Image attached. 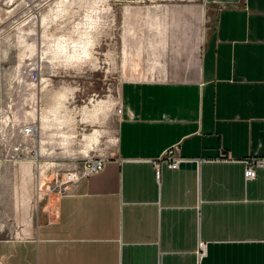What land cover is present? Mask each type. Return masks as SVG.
Instances as JSON below:
<instances>
[{
	"label": "crops",
	"instance_id": "obj_1",
	"mask_svg": "<svg viewBox=\"0 0 264 264\" xmlns=\"http://www.w3.org/2000/svg\"><path fill=\"white\" fill-rule=\"evenodd\" d=\"M205 4L194 76L121 84L112 155L0 239V264H264V167L243 176L264 158V0ZM172 146L189 161L156 176Z\"/></svg>",
	"mask_w": 264,
	"mask_h": 264
},
{
	"label": "rangeland",
	"instance_id": "obj_2",
	"mask_svg": "<svg viewBox=\"0 0 264 264\" xmlns=\"http://www.w3.org/2000/svg\"><path fill=\"white\" fill-rule=\"evenodd\" d=\"M205 2L0 0V239L31 233L61 175L112 155L121 84L194 76Z\"/></svg>",
	"mask_w": 264,
	"mask_h": 264
},
{
	"label": "built area",
	"instance_id": "obj_3",
	"mask_svg": "<svg viewBox=\"0 0 264 264\" xmlns=\"http://www.w3.org/2000/svg\"><path fill=\"white\" fill-rule=\"evenodd\" d=\"M118 114H121L119 110ZM20 134L23 136H31L32 131L30 125L21 127ZM107 158H102L98 160L91 161L88 166L83 168H77L71 172H66L61 175L59 181L51 186L52 189L57 190L59 196H65L72 193L74 187L78 182L85 179L86 177L96 174L103 168ZM229 158L224 157V155L219 156V160H228ZM189 161L179 156L177 146H172L165 150L156 160L154 161L155 173L158 176V169L160 164H165L168 169H176L179 164ZM243 176L245 180H251L254 177L255 170L257 168L264 167V158H250L249 160L243 161ZM205 250V245L201 242L197 243V248L195 252L196 260L203 256Z\"/></svg>",
	"mask_w": 264,
	"mask_h": 264
},
{
	"label": "bare ground",
	"instance_id": "obj_4",
	"mask_svg": "<svg viewBox=\"0 0 264 264\" xmlns=\"http://www.w3.org/2000/svg\"><path fill=\"white\" fill-rule=\"evenodd\" d=\"M85 42H86V41H85ZM60 47H62V46H60ZM65 49H66V48H65ZM30 128H31L32 133L35 134V133L38 132V131H37V130H38L37 126H32V127L30 126ZM62 138H63V137H62ZM65 140H66V138H65ZM66 141H67V140H66ZM37 169H38V168H37ZM39 185H40V184H39Z\"/></svg>",
	"mask_w": 264,
	"mask_h": 264
}]
</instances>
